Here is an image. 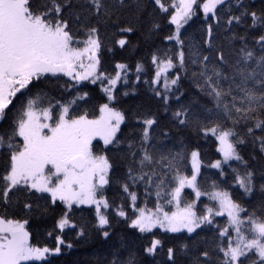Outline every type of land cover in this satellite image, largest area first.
Here are the masks:
<instances>
[{"label":"snow or ice","instance_id":"snow-or-ice-1","mask_svg":"<svg viewBox=\"0 0 264 264\" xmlns=\"http://www.w3.org/2000/svg\"><path fill=\"white\" fill-rule=\"evenodd\" d=\"M82 247L264 264V0H0V264Z\"/></svg>","mask_w":264,"mask_h":264},{"label":"trees","instance_id":"trees-1","mask_svg":"<svg viewBox=\"0 0 264 264\" xmlns=\"http://www.w3.org/2000/svg\"><path fill=\"white\" fill-rule=\"evenodd\" d=\"M143 54L144 52L142 50L141 55ZM137 100L138 98H132L131 100H129V103H136ZM208 151L211 152L212 151L211 148H209ZM98 254L99 253L92 248L82 247L77 251H75L74 253L69 254L67 257H65L63 264H73L74 261H81V262L91 261L94 260V258Z\"/></svg>","mask_w":264,"mask_h":264}]
</instances>
